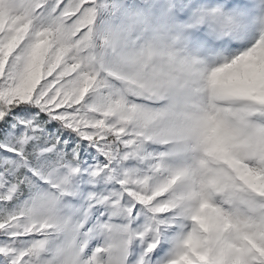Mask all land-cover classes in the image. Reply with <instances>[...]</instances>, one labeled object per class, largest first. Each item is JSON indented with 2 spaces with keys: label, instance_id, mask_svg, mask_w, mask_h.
I'll return each instance as SVG.
<instances>
[{
  "label": "snow or ice",
  "instance_id": "obj_1",
  "mask_svg": "<svg viewBox=\"0 0 264 264\" xmlns=\"http://www.w3.org/2000/svg\"><path fill=\"white\" fill-rule=\"evenodd\" d=\"M0 264H264V0H0Z\"/></svg>",
  "mask_w": 264,
  "mask_h": 264
}]
</instances>
